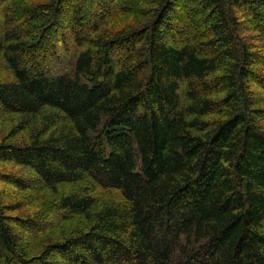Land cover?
Masks as SVG:
<instances>
[{"label": "trees", "instance_id": "16d2710c", "mask_svg": "<svg viewBox=\"0 0 264 264\" xmlns=\"http://www.w3.org/2000/svg\"><path fill=\"white\" fill-rule=\"evenodd\" d=\"M0 19V181L67 186L59 219L82 216L58 230L0 197V264L44 231V264H264V0H0ZM103 189L120 201L94 211Z\"/></svg>", "mask_w": 264, "mask_h": 264}, {"label": "rangeland", "instance_id": "374dc122", "mask_svg": "<svg viewBox=\"0 0 264 264\" xmlns=\"http://www.w3.org/2000/svg\"><path fill=\"white\" fill-rule=\"evenodd\" d=\"M0 22H1V19H0ZM247 29L246 30L244 29L243 33L248 36L252 35L253 32H251V29L249 28ZM248 39L253 40L251 38H248ZM253 42L255 41L253 40ZM7 122L8 121L6 120L3 122H0V127L2 128V125ZM0 171H3L4 173H9V174L11 172L10 169L5 168L4 164H0ZM1 182L3 181H0V197L4 198L3 200H6L5 201L6 203H10L11 202L10 199H13V200L19 199L20 201H23V205H22L23 207L13 211V213H7L10 216L25 215L27 217L29 216L35 217L36 215H38V216H41L40 217L41 220H45V222L47 223V227L48 226L53 227L56 225L55 227L57 228L60 227L58 230H68L70 226L78 225L80 220L82 219V216H79V215L72 216L70 219H65V220L59 219L62 213L59 210L58 200L62 196V193H65L68 190L67 188H65L67 186H63V187L59 186L60 193L58 194V196L54 195V198L51 199V202L49 203L48 197H46L48 196L46 191H48L50 188L49 189L41 188V191H38V193L33 190L18 191V188L14 184H11L10 182H7V181L3 183ZM86 182L87 180H84L82 182H79L78 184H75V186L77 188L85 187V185L87 184ZM99 190H100V187L97 191ZM94 191L95 190L93 189V192ZM48 192L51 193V195H53L52 189L51 191H48ZM19 193H21L22 195H20ZM91 193L92 191H90V194ZM16 196L17 198H15ZM18 196L23 200H21ZM98 196H99L98 198L99 200L97 203L94 204L92 208L94 211L100 210L102 207L107 206V204H109L112 201H120L118 200L119 199L118 193L114 190L103 189V191H101L98 194ZM114 197H117V198H114ZM21 231H24V229H21ZM17 232L20 233L19 231ZM22 234L20 233L19 242L21 244L22 249L24 251L27 250L29 264H44V261L40 259L39 257V253H37L38 251H37L36 246L40 245L39 241L43 237V234H45V231L39 234H34V235H29L28 232H26V234L25 233H22ZM47 260L50 262H54V263L58 260L60 262L59 264H68V262L63 260V257L60 256V254L58 253L55 254V256L48 257Z\"/></svg>", "mask_w": 264, "mask_h": 264}]
</instances>
